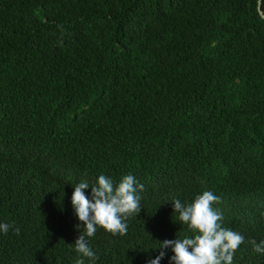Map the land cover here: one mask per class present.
I'll list each match as a JSON object with an SVG mask.
<instances>
[{
  "label": "trees",
  "instance_id": "trees-1",
  "mask_svg": "<svg viewBox=\"0 0 264 264\" xmlns=\"http://www.w3.org/2000/svg\"><path fill=\"white\" fill-rule=\"evenodd\" d=\"M46 151L67 161L57 176ZM0 162V222L20 229L0 235V264H73L69 187L129 173L142 209L125 235L98 231L97 264H137L153 240L155 258L184 234L173 197L204 190L245 237L234 264H264L247 243L264 239L254 0H0Z\"/></svg>",
  "mask_w": 264,
  "mask_h": 264
},
{
  "label": "clouds",
  "instance_id": "clouds-1",
  "mask_svg": "<svg viewBox=\"0 0 264 264\" xmlns=\"http://www.w3.org/2000/svg\"><path fill=\"white\" fill-rule=\"evenodd\" d=\"M254 12L258 20L264 21V0H254ZM47 152V165L53 176L65 170L66 160L59 152ZM0 162V187L2 185L3 167ZM143 182L129 173L119 181L105 174L79 177L68 189L67 204L69 212H74L78 223L72 225V244L68 247L75 253L73 264H97L99 257L93 250L92 239L103 230L111 236L125 235L130 222L138 216L142 207L144 191ZM167 186V182H166ZM172 219L184 229L182 236L174 240H164L155 249V240L149 243L151 255L137 251V264H161L168 250L169 264H234L237 249L245 243V237L223 224L222 211L215 207L220 197L212 190L196 194L191 201H182L173 197ZM23 213L16 215L14 222L21 220ZM175 217V219H174ZM18 235L20 229L13 224L0 222V235L9 231ZM247 243L257 256L264 257V239H249ZM129 262V261H128Z\"/></svg>",
  "mask_w": 264,
  "mask_h": 264
}]
</instances>
